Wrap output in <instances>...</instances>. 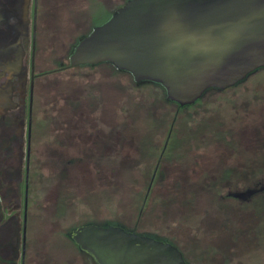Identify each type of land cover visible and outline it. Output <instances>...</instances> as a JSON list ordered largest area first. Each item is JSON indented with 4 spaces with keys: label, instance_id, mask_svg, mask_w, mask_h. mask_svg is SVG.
Masks as SVG:
<instances>
[{
    "label": "rangeland",
    "instance_id": "1",
    "mask_svg": "<svg viewBox=\"0 0 264 264\" xmlns=\"http://www.w3.org/2000/svg\"><path fill=\"white\" fill-rule=\"evenodd\" d=\"M128 1L71 0L72 22L81 20L85 11L95 15L101 9L104 21L114 6L116 11ZM104 9L109 10L104 14ZM76 36L70 34L65 47H56V58L64 55ZM95 71L88 76L96 75L99 81L97 102L88 97L83 103L71 104L79 123L88 131L83 161L72 163L78 176L66 175L59 161L45 166L37 215L40 256L35 264H90L69 239L70 233L88 224L131 229L138 217L141 235H148L153 227L161 228L152 229L153 233L180 236V244L188 246L184 253L188 264H199L189 254L192 251L205 253L199 257L209 255L208 263L213 252L218 254L216 263L264 264V192L245 203L222 199L227 197L222 190L264 187V71L249 75L233 96H211L177 113L166 102L162 86L135 84L129 73L110 64H102ZM90 84V79L87 83H66L59 90L77 95ZM244 95L248 97L242 100L247 109L237 115L243 118V126L231 125L229 118L235 116L231 108ZM167 137L170 139L157 179L140 213ZM242 140L246 144L238 146ZM212 144L227 145L230 151L241 148L243 152H228L231 159L226 161L215 147L212 153ZM196 167L211 171L212 176L219 171L221 178L187 174ZM206 186L215 189L206 190ZM50 232V238L45 237Z\"/></svg>",
    "mask_w": 264,
    "mask_h": 264
},
{
    "label": "flooded vegetation",
    "instance_id": "2",
    "mask_svg": "<svg viewBox=\"0 0 264 264\" xmlns=\"http://www.w3.org/2000/svg\"><path fill=\"white\" fill-rule=\"evenodd\" d=\"M70 2L71 0H0V264H35L40 256V220L37 215L42 201L39 190L45 179L46 163L50 162L51 165L59 161L66 175L69 173L73 174V178L77 177V171L72 169V163L82 162L84 151L87 149L85 136L88 131L84 124L79 123L77 112L71 104L83 103L88 97L97 102L95 93L100 84L96 75H88H92L91 71L96 73L95 69L98 66L109 63L71 67L70 57L79 42L96 28L107 23L118 9L115 11L114 6L111 15L104 21L102 9L99 11L101 14L97 12L95 15L88 10L82 13L81 20L73 23L69 10ZM108 10L104 9V14ZM70 34L77 36L65 48L64 55L56 58V47H65L68 44L67 36ZM261 70L264 71V68ZM68 71L71 74L60 76ZM77 71H83L85 74L77 75ZM89 79L91 84L85 86L81 94L73 95L71 91L59 90L62 84L67 83L69 86L83 80L87 83ZM244 84L246 79L225 90L210 89L189 106L181 107L168 99L166 102L171 103L172 109L177 113L200 105L204 103V99L212 98L211 96L223 94L233 96L238 91L236 89ZM76 93L78 92L74 94ZM245 96L231 108L232 115H235L229 118L231 125L243 126L241 125L243 118L237 115L244 112V108L247 109L242 101ZM254 101L257 102L256 99ZM252 102L250 99V106ZM70 126L73 129H70ZM168 137L154 166L140 213L149 200L153 183L157 179L156 173L167 149L170 139ZM243 144H246L245 140L240 141L238 146ZM212 145V153L215 148L218 149L223 160L231 159L228 152L240 154L242 151L241 148L230 151L226 148L227 145ZM214 156L215 154H212L213 158ZM188 173L203 175L210 179L221 178L219 171L217 175L212 176L211 171L206 172L203 168L187 171ZM205 188L215 189L212 186ZM217 188L221 189V186ZM222 191L227 197L222 198L223 196L219 195L218 198L245 203L262 194L264 187ZM248 192L250 195L245 199L234 196ZM138 219L131 229L120 227L127 232L141 235L137 229ZM152 229L151 231L149 229L148 235L141 236L171 245L188 264L184 259V253L189 251L186 250L188 246L180 244V236L169 237L158 232L153 233ZM153 230L161 231V228ZM72 233L69 234V239L73 244L86 255L90 264H97L89 253L82 251L74 243ZM51 234L52 232L45 234V237L50 238ZM200 253L205 254L189 252L199 260V264H221L216 263L218 254L212 252L208 263L206 259L209 255L199 257Z\"/></svg>",
    "mask_w": 264,
    "mask_h": 264
},
{
    "label": "water",
    "instance_id": "3",
    "mask_svg": "<svg viewBox=\"0 0 264 264\" xmlns=\"http://www.w3.org/2000/svg\"><path fill=\"white\" fill-rule=\"evenodd\" d=\"M101 63L192 105L264 68V0H130L70 57L71 67ZM72 239L97 264H186L171 245L118 226H83Z\"/></svg>",
    "mask_w": 264,
    "mask_h": 264
}]
</instances>
